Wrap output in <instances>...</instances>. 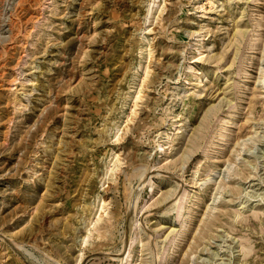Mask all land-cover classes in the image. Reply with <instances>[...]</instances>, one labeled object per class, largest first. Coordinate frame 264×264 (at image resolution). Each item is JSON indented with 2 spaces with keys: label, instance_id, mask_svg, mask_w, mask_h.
I'll list each match as a JSON object with an SVG mask.
<instances>
[{
  "label": "rangeland",
  "instance_id": "rangeland-1",
  "mask_svg": "<svg viewBox=\"0 0 264 264\" xmlns=\"http://www.w3.org/2000/svg\"><path fill=\"white\" fill-rule=\"evenodd\" d=\"M0 264H264V0H0Z\"/></svg>",
  "mask_w": 264,
  "mask_h": 264
},
{
  "label": "bare ground",
  "instance_id": "bare-ground-1",
  "mask_svg": "<svg viewBox=\"0 0 264 264\" xmlns=\"http://www.w3.org/2000/svg\"><path fill=\"white\" fill-rule=\"evenodd\" d=\"M176 195H177V194H176ZM177 196H178V195H177ZM177 196H176V197H177ZM180 208H181V207H180Z\"/></svg>",
  "mask_w": 264,
  "mask_h": 264
}]
</instances>
